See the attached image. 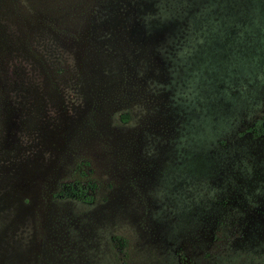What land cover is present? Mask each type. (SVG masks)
Segmentation results:
<instances>
[{
  "label": "rangeland",
  "instance_id": "obj_1",
  "mask_svg": "<svg viewBox=\"0 0 264 264\" xmlns=\"http://www.w3.org/2000/svg\"><path fill=\"white\" fill-rule=\"evenodd\" d=\"M263 114L264 0H0V264H264Z\"/></svg>",
  "mask_w": 264,
  "mask_h": 264
},
{
  "label": "trees",
  "instance_id": "obj_2",
  "mask_svg": "<svg viewBox=\"0 0 264 264\" xmlns=\"http://www.w3.org/2000/svg\"><path fill=\"white\" fill-rule=\"evenodd\" d=\"M256 126L257 129L259 128V133L264 132V114L262 115V117L257 120L256 122ZM85 190L83 188V185L78 182L77 180L71 182V183H67L64 186V190H63V194L68 195V196H74L77 197L79 199H83L84 201H90L91 197L90 196H86L84 194Z\"/></svg>",
  "mask_w": 264,
  "mask_h": 264
}]
</instances>
